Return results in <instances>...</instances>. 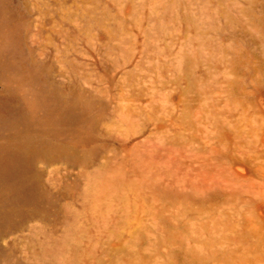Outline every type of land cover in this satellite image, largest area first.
<instances>
[{
	"label": "rangeland",
	"instance_id": "1",
	"mask_svg": "<svg viewBox=\"0 0 264 264\" xmlns=\"http://www.w3.org/2000/svg\"><path fill=\"white\" fill-rule=\"evenodd\" d=\"M7 1L0 118L75 113L0 125V264H264V0Z\"/></svg>",
	"mask_w": 264,
	"mask_h": 264
},
{
	"label": "bare ground",
	"instance_id": "2",
	"mask_svg": "<svg viewBox=\"0 0 264 264\" xmlns=\"http://www.w3.org/2000/svg\"><path fill=\"white\" fill-rule=\"evenodd\" d=\"M7 3V0H0V26L3 27L0 34V42L3 50H10L9 54L11 57L0 60V73L6 71L13 78H17L19 84L17 88H19L23 84L24 77L27 76V67L15 49V43L14 48L12 47L14 41L8 28L10 17L4 15ZM24 99L26 107L23 111L17 116L0 118V125L5 124L10 128L25 125L39 118L38 110L40 109L43 111L40 119L45 120L46 124L51 125L59 124L63 120L72 117L75 113L74 109L70 106L59 108L57 102L43 92H37L33 95L28 94ZM25 149L20 145L17 150L11 152L7 146H0V168L5 167L15 173L16 176L13 184L14 189H12V195H10L13 199H32L36 194L34 182L30 178H27L23 171V163L26 158ZM12 216V212L0 215L1 219L6 220Z\"/></svg>",
	"mask_w": 264,
	"mask_h": 264
}]
</instances>
